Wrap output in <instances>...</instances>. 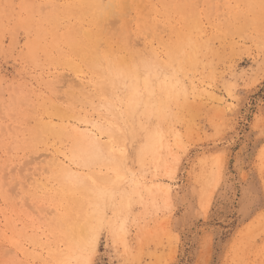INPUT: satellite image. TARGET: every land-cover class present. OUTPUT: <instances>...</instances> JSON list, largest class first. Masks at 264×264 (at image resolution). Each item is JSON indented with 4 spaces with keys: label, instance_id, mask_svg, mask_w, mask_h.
I'll use <instances>...</instances> for the list:
<instances>
[{
    "label": "rangeland",
    "instance_id": "rangeland-1",
    "mask_svg": "<svg viewBox=\"0 0 264 264\" xmlns=\"http://www.w3.org/2000/svg\"><path fill=\"white\" fill-rule=\"evenodd\" d=\"M128 3L0 0V264H264V0Z\"/></svg>",
    "mask_w": 264,
    "mask_h": 264
},
{
    "label": "bare ground",
    "instance_id": "bare-ground-1",
    "mask_svg": "<svg viewBox=\"0 0 264 264\" xmlns=\"http://www.w3.org/2000/svg\"><path fill=\"white\" fill-rule=\"evenodd\" d=\"M89 21L90 22V38H91V46L94 48L93 52V59L95 63V66L97 65V62L102 60L108 59V54H102L99 53L97 48L101 43H105L106 45H110L113 43V33L111 30L108 29V23L110 18L118 17L122 23L121 27L119 29L120 33L123 30L125 26L124 22V9L126 6H128V0H89ZM131 8V7H130ZM138 8V7H137ZM135 10V9H134ZM132 12V11H131ZM131 16L130 14H128ZM127 16V17H129ZM135 20V19H134ZM132 21V20H131ZM136 22V21H135ZM138 22V21H137ZM136 22V23H137ZM117 24V23H116ZM123 24V25H122ZM149 25V24H148ZM87 26V25H86ZM133 26V25H132ZM150 26V25H149ZM153 28V27H152ZM88 30V29H87ZM88 30V31H89ZM133 31V30H132ZM136 32V31H134ZM133 33V32H132ZM121 36V35H120ZM122 37V36H121ZM126 38V37H125ZM115 39V38H114ZM124 39V38H123ZM126 41V40H125ZM195 41H193L194 43ZM103 43V44H104ZM192 43V42H191ZM102 45V44H101ZM100 45V46H101ZM114 45V44H113ZM90 46V45H89ZM124 46V45H123ZM118 47V46H117ZM90 48V47H89ZM103 48V47H102ZM110 49V48H109ZM113 50V49H112ZM116 51V50H114ZM113 54V53H112ZM110 55V54H109ZM110 60V58L108 59ZM108 62V61H107ZM105 63V62H104ZM101 67L103 64H100ZM108 65V64H106ZM99 67V66H98ZM109 67V66H108ZM105 69V68H104ZM103 71V70H102ZM94 72V71H93ZM99 73V72H98ZM97 75V74H94ZM101 76V75H100ZM99 78V77H98ZM92 80V79H91ZM95 80V79H94ZM96 83V82H95ZM101 84H99V87L106 88L104 83L105 79H102L100 81ZM94 84V82H93ZM98 87V86H97ZM99 89V88H98ZM97 90V89H96ZM100 91V90H99ZM89 138V137H88ZM85 140V139H84ZM95 246H97V241L95 242Z\"/></svg>",
    "mask_w": 264,
    "mask_h": 264
}]
</instances>
